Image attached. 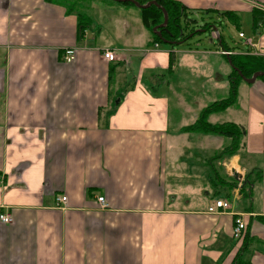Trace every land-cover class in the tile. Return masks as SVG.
I'll return each instance as SVG.
<instances>
[{
    "label": "crops",
    "instance_id": "1",
    "mask_svg": "<svg viewBox=\"0 0 264 264\" xmlns=\"http://www.w3.org/2000/svg\"><path fill=\"white\" fill-rule=\"evenodd\" d=\"M72 1L0 0V264H233L246 235L242 259L264 264V80L245 120L208 116L244 128L233 155L212 161L230 139L183 130L229 96V54L264 51V0H178L211 26L171 43L130 0ZM247 11L263 21L242 51L224 34ZM216 198L230 206L209 212Z\"/></svg>",
    "mask_w": 264,
    "mask_h": 264
},
{
    "label": "trees",
    "instance_id": "2",
    "mask_svg": "<svg viewBox=\"0 0 264 264\" xmlns=\"http://www.w3.org/2000/svg\"><path fill=\"white\" fill-rule=\"evenodd\" d=\"M158 2L168 11L169 21L166 27L162 30V36L168 39L171 42L184 41L190 37V34L198 33L197 27L201 26L202 28L209 29L211 22H204L201 25L197 23L196 19L187 18L186 24L183 22L185 15V7L178 0H158ZM73 9V8H72ZM71 9V10H72ZM227 14H232L231 12H226ZM142 14L144 22L147 26H149L152 30V36L154 42H163L162 36H159L156 32L153 31V27L155 25L160 24L164 20V13L160 7L155 4H151L148 7L142 8ZM186 19V18H185ZM263 21L262 16L257 15L254 12L253 17V29H257L259 24ZM91 23V19L88 15L84 13H80L79 15V23H78V37H81L84 33L85 29ZM238 21H236V26L238 25ZM190 27L187 30V27ZM222 38V36H221ZM225 50H231V48L225 47ZM230 59L234 65L231 73L229 74L230 88H229V96L222 100L215 101L208 106H206L198 116V118L192 124L185 126L183 130L185 131H197L206 134L223 136L230 139L228 145L224 147L223 150L217 152L214 157H212V161H215L222 155H233L236 153L240 147L242 146V140L244 135V128L239 124L233 121L221 122V123H213L209 121L208 116L213 111H222L226 109L229 105L236 102L238 98V89L239 83L244 79L239 74L238 69H240L244 76L251 77L257 71H264V56L253 54V53H231L229 54ZM259 78L264 80V75ZM252 184V180L249 176L246 177L242 190L249 188ZM235 184H232V187ZM248 194V191H247ZM247 230V228H246ZM246 232V231H245ZM244 245L242 249L239 251L236 260L233 264H249L248 261L242 259L243 251L249 246L250 238L245 237Z\"/></svg>",
    "mask_w": 264,
    "mask_h": 264
},
{
    "label": "rangeland",
    "instance_id": "3",
    "mask_svg": "<svg viewBox=\"0 0 264 264\" xmlns=\"http://www.w3.org/2000/svg\"><path fill=\"white\" fill-rule=\"evenodd\" d=\"M70 2H74L72 0H68ZM75 4V3H74ZM252 14L250 12H242L240 15V22L239 24L233 25L231 24L230 26L226 25V29H225V34H224V38L226 40V42L228 43V45L230 47H238L239 49H241L242 51H246L249 50V45L246 44L245 42H241V38L238 35V31L241 28L243 30V32L246 34V37H253L256 36L254 30H253V26H252ZM240 27V28H238ZM203 42L207 43L209 41V34L208 33H204L202 35H199ZM164 46H168L166 44H164ZM254 83V82H253ZM253 83H242L241 86V91H240V96L237 100L236 103L232 104L225 112H223L220 115V119L221 120H245L246 118V113L248 112V106H249V97H250V88H252V84ZM199 85V87L201 88L202 83L198 82L196 83ZM206 86L210 87V84L205 83V85H203V87L206 88ZM218 86H216V91L222 90L221 88H218ZM201 90L199 89H194L193 88V93L197 92V93H201L199 92ZM205 94V93H204ZM204 99H206L205 101H210L208 96H203ZM201 103V102H200ZM201 105V104H200ZM240 106V107H238Z\"/></svg>",
    "mask_w": 264,
    "mask_h": 264
},
{
    "label": "built area",
    "instance_id": "4",
    "mask_svg": "<svg viewBox=\"0 0 264 264\" xmlns=\"http://www.w3.org/2000/svg\"><path fill=\"white\" fill-rule=\"evenodd\" d=\"M238 35L240 38H243L245 40L246 44L252 45L251 38H247L246 34L243 31H239ZM260 55L264 56V51L261 52ZM103 56L105 59H107L109 61L115 59V53L113 50H110V49L104 50ZM74 57H75V50L73 48H69V49L65 50L64 58L67 61L73 60ZM58 200L61 202H66L67 196L66 195L59 196ZM98 200L103 206L107 205V202H106L104 196H99ZM229 206H230V203L227 199L216 198L214 200V204H212L208 210H209V212H219L221 209L228 208ZM0 219L3 222L9 223L12 221V216L10 213H1ZM246 228H247V224H246L244 218L242 217V215H237L235 218V221H234L233 236L235 238H241L244 235Z\"/></svg>",
    "mask_w": 264,
    "mask_h": 264
},
{
    "label": "water",
    "instance_id": "5",
    "mask_svg": "<svg viewBox=\"0 0 264 264\" xmlns=\"http://www.w3.org/2000/svg\"><path fill=\"white\" fill-rule=\"evenodd\" d=\"M122 1H128V0H122ZM131 2H133L134 4H136L137 6H139V7H141V8H145V7H148V6H150L151 4H155V5H157L158 7H160L161 9H162V11H163V13H164V20H163V22H161L160 24H158V25H155L154 26V28H153V31L154 32H156L159 36H162V30L166 27V25H167V23H168V21H169V15H168V11L157 1V0H150V1H148L146 4H142V3H140L139 1H137V0H130ZM212 27L214 28V29H217L216 28V25H214V24H212ZM199 31H202V32H204V31H206L205 30V28H203V29H199ZM162 38H163V40L165 41V42H170L168 39H166V38H164L163 36H162ZM180 43V42H179ZM229 62H230V64H231V66L232 67H234V65H233V63H232V61H231V59H229ZM237 70H238V72H239V74L242 76V78L246 81V82H248V83H253V82H255L256 81V79H258L260 76H262V75H264V71H257V72H255L251 77H246V76H244L243 75V73H242V71L240 70V69H238V68H236Z\"/></svg>",
    "mask_w": 264,
    "mask_h": 264
}]
</instances>
